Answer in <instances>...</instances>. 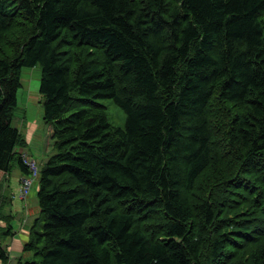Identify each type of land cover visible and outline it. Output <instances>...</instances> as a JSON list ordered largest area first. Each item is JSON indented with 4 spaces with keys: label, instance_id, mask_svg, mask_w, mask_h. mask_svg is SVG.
Wrapping results in <instances>:
<instances>
[{
    "label": "trees",
    "instance_id": "16d2710c",
    "mask_svg": "<svg viewBox=\"0 0 264 264\" xmlns=\"http://www.w3.org/2000/svg\"><path fill=\"white\" fill-rule=\"evenodd\" d=\"M36 65L53 153L33 175L13 111ZM14 168L39 208L14 264H264V0H0V171Z\"/></svg>",
    "mask_w": 264,
    "mask_h": 264
},
{
    "label": "rangeland",
    "instance_id": "374dc122",
    "mask_svg": "<svg viewBox=\"0 0 264 264\" xmlns=\"http://www.w3.org/2000/svg\"><path fill=\"white\" fill-rule=\"evenodd\" d=\"M40 79V66L36 65L32 68H23L21 73L22 87L18 91V105L13 111V125L18 129L19 133L24 139V146L18 147V152H26L32 154L33 158L38 164L44 162L45 157H49L53 151L48 152L49 155L44 156L40 154V150H44L47 137L49 138L48 128L50 127L43 120V106L41 96L38 92ZM105 105L106 114L109 123L117 127H124L126 115L124 111L118 107L112 99H101ZM32 138V140H31ZM31 141V143H30ZM29 146L32 147L29 149ZM38 152V153H33ZM41 155V156H38ZM43 157V158H42ZM43 159V160H42ZM47 159V158H46ZM35 181L32 184L34 191ZM21 197H23L22 190L20 189ZM33 193V192H32ZM35 200H37L36 191H34ZM29 197V195H28ZM27 197V198H28ZM30 210V201L23 203V207L27 206ZM32 208L38 209L37 203L31 204ZM24 220V219H23Z\"/></svg>",
    "mask_w": 264,
    "mask_h": 264
},
{
    "label": "crops",
    "instance_id": "0c3cea01",
    "mask_svg": "<svg viewBox=\"0 0 264 264\" xmlns=\"http://www.w3.org/2000/svg\"><path fill=\"white\" fill-rule=\"evenodd\" d=\"M28 147L30 149L32 145L30 147L28 144ZM39 152L41 155L43 153L44 156L49 155L48 153H45L44 150L42 149ZM33 153H38V152H33ZM46 158L48 157L43 158L44 162L46 161ZM20 178H21V173L18 168H14L10 174L0 171V182L3 183L2 184L3 188L7 189L10 195L12 194L11 202L6 204L3 210L6 213L9 212L12 213L13 216H8L7 218L11 222V225H14V228L12 230L11 235L4 236L0 239V244L2 248H4L8 253L10 264H14L20 256L29 255V253H23V244L25 241H27L29 237V231L31 230L33 224L35 223V220L39 216L38 213L39 208L37 209V207L36 208L31 207L32 203L33 204L37 203L34 194V191H36V187H34L35 189L34 191H31L29 193L28 198L30 201V210L28 209L26 212L24 211L23 209L24 202L20 193ZM1 193L3 194L4 192Z\"/></svg>",
    "mask_w": 264,
    "mask_h": 264
},
{
    "label": "built area",
    "instance_id": "2783aa9c",
    "mask_svg": "<svg viewBox=\"0 0 264 264\" xmlns=\"http://www.w3.org/2000/svg\"><path fill=\"white\" fill-rule=\"evenodd\" d=\"M23 158H24V163L31 170L33 175H35L36 171H37V163H36V161L34 159H32L30 156H28L27 154H23ZM31 183H32V179L31 178H24L23 179V187H24V189L22 190L23 196L26 193L25 188L29 187L31 185Z\"/></svg>",
    "mask_w": 264,
    "mask_h": 264
}]
</instances>
